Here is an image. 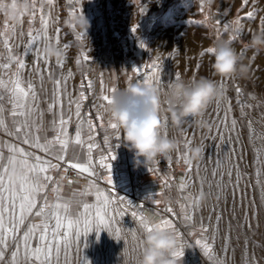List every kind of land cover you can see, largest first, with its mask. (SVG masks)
I'll list each match as a JSON object with an SVG mask.
<instances>
[{
	"label": "rangeland",
	"instance_id": "1",
	"mask_svg": "<svg viewBox=\"0 0 264 264\" xmlns=\"http://www.w3.org/2000/svg\"><path fill=\"white\" fill-rule=\"evenodd\" d=\"M36 7H40L39 0ZM73 9L76 10L74 16L84 15L89 20L87 32L65 24V18ZM249 11L254 12L253 19L247 17ZM44 13H50V39L41 38L27 52L28 31L32 29L35 34L40 28L39 11L31 24L30 14L15 24L0 15V30H5V25L16 26L14 33L11 28L5 30L10 37L11 53L4 46V37L0 36V64L10 65L8 69H0V80L8 85L7 88L0 85V119L7 126V130L0 128V148L8 156V145H15L60 164L59 168L46 173L58 182L59 192L53 193L51 189L57 187V183L49 182L46 194L50 203H55L58 195L61 203L71 205L69 219H76L77 208L82 212L84 203L97 204L96 189L111 193L113 203L107 208L106 219L111 227L121 229L122 240L117 241L107 230H102L97 239L96 232L92 231L86 238L87 247L82 244L78 255L74 247L69 250V264H80L85 258L91 264H139L147 233L141 227L140 216L153 229L162 220L172 221L173 227H161L174 233L176 251L182 249L184 252L182 257H174L175 264H264V49H252L248 44L253 33L262 31L264 0H247L246 4L244 0H213L211 4L206 0H79V3L54 0L52 5L44 4ZM238 18H242L239 35L235 31ZM224 24L230 25L227 31ZM57 28L60 30L57 46L64 55L63 67L52 58L45 64L36 56L37 49L43 53L46 46L56 43ZM228 36L236 37L233 46L242 57V63L248 66L243 77L220 78L212 69L214 57L206 50ZM141 41L144 47L140 46ZM63 45H68L66 51ZM201 52L205 54L201 56ZM10 55L23 59L25 67L19 70V79L25 89L29 82L32 83L34 99L29 94L26 99L16 101L8 90L17 72L16 63L9 60ZM153 64L157 71L151 67ZM37 67L40 71H36ZM134 68L140 69L141 77L150 73L153 81L159 77L161 116L165 121L168 118L167 90L177 74L187 82L208 77L223 91L222 98L217 100L219 105L213 101L202 117L211 125L210 130L198 129L192 118L185 120L180 129L166 124L162 134L178 139L181 142L179 151L176 150L171 158L159 157L146 167L134 165L133 153L123 145L121 131L117 138L116 132L107 126L110 120L107 111L98 108L100 104L107 107L100 97L118 95L129 84V77L130 83H143L142 80L138 82ZM69 71L72 76L67 78L65 85ZM57 79L61 80L59 91H56ZM112 88L116 89L115 93L110 91ZM81 92L86 98H81ZM70 101H79L82 117L92 118L97 125L91 133L86 124L82 126V145L70 140L66 153L60 152V146L55 145L51 149L53 154H49L23 143L25 133L33 142L36 136L41 143L45 138L52 140L59 129L61 114L66 120L71 117L67 128L74 139L78 121L75 104ZM227 101L231 102V111H228ZM15 103L24 105L15 108L17 113L25 112L24 116L12 115ZM49 105L54 106L49 109ZM98 111L103 115V127H100L101 121L95 119ZM225 115L227 123L223 122ZM233 119L237 121L235 130L231 125ZM25 121L29 127L23 128L20 139L8 135V131L14 132ZM89 135L94 140H89ZM185 138L205 150L199 162L191 163V171H187L183 158L187 151ZM90 143L96 145L91 153ZM56 153L64 155L65 159L58 162ZM109 153L116 155L111 161L112 184L107 182L108 172L100 166L101 157ZM89 161L93 175L80 173L68 163L88 165ZM181 183L187 185L183 190L179 187ZM201 193L207 195L204 204L198 198ZM120 197H123L122 202ZM41 203L43 201H38V205ZM182 206L188 207L182 209ZM168 208L172 212L167 211ZM96 210V207L89 210L93 218ZM133 212L137 216H133ZM185 213L192 219L186 220ZM41 219L33 215L25 221L24 227L30 223L39 224ZM66 224L67 221L63 230H67ZM201 225L207 231H203ZM197 241L210 245L212 253L206 255ZM31 243L33 246L39 243L38 235ZM9 244L6 259L12 251L11 240ZM60 264H64L63 253Z\"/></svg>",
	"mask_w": 264,
	"mask_h": 264
},
{
	"label": "snow or ice",
	"instance_id": "2",
	"mask_svg": "<svg viewBox=\"0 0 264 264\" xmlns=\"http://www.w3.org/2000/svg\"><path fill=\"white\" fill-rule=\"evenodd\" d=\"M54 0H39L40 7L37 9V0H32V12L30 14L29 23H33L37 11L40 13V28L35 30V34H33V30L30 29L27 33L29 40L28 46L26 47V52L35 46V42L43 38L44 41H48L50 39L48 34V28L50 23V13L46 15L44 13V4L52 5ZM79 3V0H76ZM244 3H247V0H244ZM201 10H203V5H201ZM76 14V10L70 13V16H74ZM24 15L21 14V18ZM247 17L249 19L254 18V12L249 11L247 13ZM242 18H238L235 23L237 24V28L235 31L237 35L242 32V25L240 23ZM219 24V21H217ZM229 24H224V30L227 31L229 28ZM5 30L11 28L13 33L15 32V25H5ZM262 31H264V21L261 23ZM5 30H0V36L4 37V46L8 49L9 53L12 52V47L9 44V39L6 35ZM59 28L56 29V44L59 45ZM132 31L135 32L136 28L133 27ZM81 36H78V39ZM236 39V37H233ZM140 46L144 47V42H140ZM68 45H63V50L66 51ZM208 54L214 53V48H208L206 50ZM205 52H201L200 55L203 56ZM36 56L38 60H43L45 64L49 63V57L45 56L43 53L36 50ZM85 60L88 59L87 56L84 57ZM254 59V57H253ZM10 61H14L17 66V72L14 74L16 79L10 81L12 87L8 89L14 99L19 101L21 98H27L29 94L32 95L33 99L35 98V91L33 89L32 83L29 82L27 85V89L21 86V82L19 79V70L25 67V63L23 59L18 56L10 55ZM56 64L59 67H63L64 61H56ZM10 67L9 64H0V69H8ZM154 71H157L158 68L155 64L151 65ZM36 71H40L37 67ZM133 71L137 74L138 82L142 80L143 83H155L157 87L160 86V79L156 77L155 81L152 79V74H146L144 76H140V69L134 68ZM72 76V72H68V76L65 78L64 83L66 85L67 78ZM179 79V74L176 76ZM131 82V77H129V83ZM223 81H221V87H223ZM56 91H59L61 80L57 79L55 81ZM0 85L7 88L8 85L0 80ZM83 87V84L81 85ZM89 87H91V83H89ZM111 92L115 93L116 89H110ZM237 93L239 94V89H237ZM55 95V93H54ZM81 98H86L84 93L81 92ZM107 105L112 103V97L108 95H102L100 97ZM75 104V116L77 118V126L75 129L74 139L70 137L67 125L71 120L69 117L67 120L64 119L61 114L59 120V129L57 134L52 140H47L45 138L44 143L40 142V137H34V142L32 140L27 139L28 133H25V138L23 139L24 144H29L31 147L38 148L42 152H48L49 154H53L51 149L55 145H59L60 152L66 153L68 144L70 140L77 145H82L83 141L81 139L82 134V126L87 125L89 133H91L97 125L94 124L93 119L90 117H82L81 115V103L79 101H70V104ZM219 105V101L216 102ZM228 103V111H231V102ZM54 105H49V109H51ZM24 107L21 103H15L12 111V115H20L24 116L25 112L17 113L15 108ZM243 108V106H241ZM98 108H102L106 110L105 104L98 105ZM2 111V109H0ZM96 120H100V127H103V115L98 111L95 116ZM224 123H227V115H225ZM237 121L235 119L232 120V130H235ZM107 126L113 129L116 132L117 138H119V127L113 121L109 120ZM29 125L27 121L21 127H16L15 131H8V135H16L17 139H20L19 134L22 132L23 128H28ZM0 128H4L7 130V126L4 124V121L0 119ZM89 140H94L92 135L88 136ZM186 142L184 144V148L187 150L191 145L192 141L185 138ZM105 143H108V138L105 137ZM96 147L94 143L88 144L89 153L91 150ZM9 155L5 156L3 154L2 148H0V264H60L61 254L64 256V264H69L68 262V254L71 248H75L77 255L80 251V246L83 244L84 247H87L86 238L92 232L95 231L97 234V239L99 238V233L102 230H107L110 235H112L117 241L122 240L121 229L113 228L109 224L106 219L107 216V208L110 204L113 203L111 198V193L105 194L104 191L100 189H96L95 199L97 201L96 205H90L88 203H84L82 205L83 211L80 212L79 208H77L76 219H69L68 217L72 214L71 205L69 203H61L60 197L57 195L56 202L50 203L47 198L46 189L48 188V183L53 182L57 183V187L51 189L53 193L59 192L58 182L53 181L52 177L47 175L49 169H57L60 167L59 163H52L51 160L42 159L40 156L35 155L34 153L25 151L22 147H17L15 145H8ZM179 151V149H177ZM18 154V155H17ZM184 163L187 165V171H191L192 164L188 160L187 151L183 153ZM55 159L59 162L65 159V156L59 153L55 154ZM116 159V155L113 153H109L106 156H102L100 160V166L106 169L108 172L107 182L112 184V163L111 161ZM69 167L73 169H77L80 173H88L89 175L94 174V170H90L91 161H89L88 165L82 163H73L68 162ZM17 167H19V172L17 173ZM199 165H197V168ZM220 167L219 162L217 163V168ZM151 170V169H150ZM11 172H16V178L12 179L10 177ZM216 174L214 170L213 175ZM229 177H231L232 172L229 170ZM7 177V178H6ZM221 177H223V173H221ZM239 183V177H237V184ZM95 187V185H92ZM167 186V185H166ZM180 189L183 190L187 187L185 183H181L179 185ZM43 194V195H42ZM87 194V193H85ZM187 199V197H185ZM119 200L122 202L123 197H120ZM38 201H43V203L38 205ZM158 202V201H157ZM198 200L196 201V205L198 206ZM96 207L97 210L95 212V217L93 218L90 213V208ZM188 206H182L186 208ZM122 211V210H121ZM167 211L172 212L171 208H168ZM63 212V215H62ZM117 214H121V212H117ZM41 217V222L30 223L26 227L25 221L31 216ZM133 216H137L136 212L132 213ZM7 216V223H6ZM83 218V219H81ZM184 218L186 220H191L192 217L185 213ZM114 219V217L112 218ZM141 221V227L145 229L146 232L153 231V227L149 226L142 216L139 217ZM219 217L217 220L219 221ZM54 221V223H52ZM65 221H67L66 229H65ZM173 227L171 220H162L160 225L154 226L155 228L161 229V226ZM203 231H207V229L203 228ZM23 228V231L21 229ZM63 230V231H62ZM50 234V235H49ZM71 234V239H69V235ZM39 243L35 246L31 243L34 239L37 238ZM134 235V234H133ZM83 238V240H82ZM12 241L10 252V257L6 259V253L10 247L9 241ZM197 244H200L203 248L206 255L212 253V248L210 245L204 243L201 244L200 241H197ZM22 252V256H21ZM184 255L183 250L175 251L174 257L180 258ZM80 264H91L86 258L80 261Z\"/></svg>",
	"mask_w": 264,
	"mask_h": 264
},
{
	"label": "clouds",
	"instance_id": "3",
	"mask_svg": "<svg viewBox=\"0 0 264 264\" xmlns=\"http://www.w3.org/2000/svg\"><path fill=\"white\" fill-rule=\"evenodd\" d=\"M206 2L211 4L213 0ZM31 10L32 0H0V15L10 24L19 23L21 14L28 15ZM65 24L77 26L85 32L90 27L84 15L68 16ZM248 44L252 49H264V31L253 33ZM211 48H214L212 69L217 77H243L248 72V66L242 63V57L233 46L232 36L221 38ZM42 51L55 61L64 59L62 49L55 42ZM222 96L223 91L217 82L208 77L202 76L192 82L176 79L167 90L168 118L165 121L161 116L160 88L154 83H129L118 95H113L106 111L108 117L118 125L123 145L133 153L134 165L146 167L159 157L171 158L180 147L178 139L162 134L166 124L180 129L185 120L192 118L195 127L210 130L211 125L202 117L213 101ZM204 151L200 144L192 143L187 149L189 162H199ZM16 174L11 172L10 177L14 178ZM198 198L201 204L207 201L205 193ZM176 248L177 240L172 231L154 228L144 236L139 264H175Z\"/></svg>",
	"mask_w": 264,
	"mask_h": 264
}]
</instances>
